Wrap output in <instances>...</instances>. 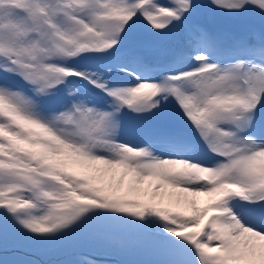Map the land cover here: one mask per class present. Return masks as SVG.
<instances>
[{
  "label": "snow or ice",
  "instance_id": "snow-or-ice-1",
  "mask_svg": "<svg viewBox=\"0 0 264 264\" xmlns=\"http://www.w3.org/2000/svg\"><path fill=\"white\" fill-rule=\"evenodd\" d=\"M164 187L211 199L185 215ZM129 235L155 258L115 264H264V0H0V253L107 264Z\"/></svg>",
  "mask_w": 264,
  "mask_h": 264
},
{
  "label": "rangeland",
  "instance_id": "rangeland-1",
  "mask_svg": "<svg viewBox=\"0 0 264 264\" xmlns=\"http://www.w3.org/2000/svg\"><path fill=\"white\" fill-rule=\"evenodd\" d=\"M197 3H200V4H203L205 2V0H196ZM207 10L206 9H200L197 16H195L193 18V22L194 23H199L205 27H207ZM240 34L239 33V29L237 27V31L234 35H238ZM232 36H223V38L225 39H228ZM146 40H152L153 38L152 37H145ZM180 39V30H177L176 32L170 34L168 37H164L160 40V43H161V46L162 47H169V46H173L175 45ZM130 118L126 117V122L129 121ZM156 126V121L154 119H146L145 121H143V127L145 129V131H151L154 127ZM74 170H79V169H74ZM118 172L116 174L115 177H113V182H115V179L118 178ZM105 182H107V177H105ZM148 184L149 182L148 181H145L143 185H141L142 188H147L148 187ZM124 186H127V183L125 182V178H124ZM161 189H164L165 191L167 190H170V196H166V201H165V205H161V203L163 202L164 200V197H155V200L153 201L154 203H157L158 206L162 207V208H167V209H170L171 211H178L177 207L175 208H171L169 205H168V202H170L171 205H174L176 204V199L177 197L179 196L180 197V203L181 201H185L183 198L185 196H187L188 200H195L196 201V206L198 203H201L202 200L203 201H206L208 199H210V197H206V196H203V195H198V196H191L190 194L188 193H181L179 192V190H174V189H170V188H167V187H164V188H161ZM123 190V188H122ZM173 194V195H172ZM160 198V199H159ZM145 199H147L145 197ZM183 212L185 210H182ZM119 242L124 244L126 248H131V250L129 249L128 253H124L123 251H120V250H114L112 251L109 255H119L123 260H134V254L138 253V252H143V250H140L138 248H135L133 247L132 245L134 244L135 242V238L131 235L129 236H125V237H122V238H118ZM66 243V242H64ZM73 246V245H72ZM71 246V243H69L68 245H66L63 249H71L72 248ZM89 247V246H87ZM56 246H53V245H48V246H43V247H40V248H36V249H33V250H27V251H24V252H17V251H13V250H10L8 252V258L9 259H12L16 256H20V257H23V258H26V259H31V260H36L39 262V264H53L51 262H49L47 259L49 255H54ZM90 249V247H89ZM79 259V258H78Z\"/></svg>",
  "mask_w": 264,
  "mask_h": 264
},
{
  "label": "trees",
  "instance_id": "trees-1",
  "mask_svg": "<svg viewBox=\"0 0 264 264\" xmlns=\"http://www.w3.org/2000/svg\"><path fill=\"white\" fill-rule=\"evenodd\" d=\"M67 243H68V242H66V243L51 244V245L56 246V248H60V247H63V246H65V245H67ZM43 246H48V245L37 246V247H35V248H31L30 250H33V249H36V248H40V247H43ZM131 248H132V247H130V248H126V249L123 250V252L127 254L128 251H129V249L131 250ZM3 255H8V253H6V254H4V253H0V256H3ZM135 255L137 256V258H134V257H133L134 260H136V259H150V258H155V257L151 256L150 254L144 252V251H143V252H138V253L134 254V256H135ZM47 259H49L48 261L51 262V263H53V264H61V262H63V261H60V260H58V259H54V258H52L50 255L48 256Z\"/></svg>",
  "mask_w": 264,
  "mask_h": 264
},
{
  "label": "bare ground",
  "instance_id": "bare-ground-1",
  "mask_svg": "<svg viewBox=\"0 0 264 264\" xmlns=\"http://www.w3.org/2000/svg\"><path fill=\"white\" fill-rule=\"evenodd\" d=\"M122 188H123V186H122ZM172 195H173V194H172ZM166 196H170V197H171V195H170V190L165 191L164 189H160V191L157 193L156 198H157V197H160V198H161V197H164V200H163V202L161 203V205H165ZM160 198H159V199H160ZM203 202H205V201L202 200V203H203ZM198 204H199V203H198ZM198 204H197V205H198ZM168 205H169L171 208H175V207H177L178 211L185 210V211H184L185 215H190V214H191V212H190V208L188 207V205H187V203H186L185 201H181V203H179V205H177V204L171 205L170 202H168Z\"/></svg>",
  "mask_w": 264,
  "mask_h": 264
}]
</instances>
